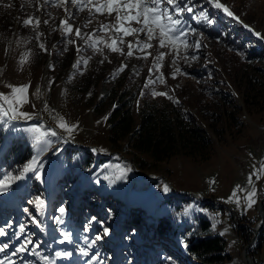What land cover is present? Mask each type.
<instances>
[{
    "label": "rangeland",
    "instance_id": "obj_1",
    "mask_svg": "<svg viewBox=\"0 0 264 264\" xmlns=\"http://www.w3.org/2000/svg\"><path fill=\"white\" fill-rule=\"evenodd\" d=\"M221 2L243 23L208 0H192L197 16L202 9L214 21L209 24L184 14L185 27L202 34L188 37L190 43L200 41L199 49L186 53L198 59L173 63L174 54H168L157 70L155 57L169 49H160L156 40L146 50L151 53L147 59L138 58L143 54L135 50L132 57L126 56L128 42L135 43L131 36L124 38L125 55L103 45L101 54L86 48L82 40L67 43L60 27L66 16L62 8L44 0H3L0 93H10L7 85H30L28 103L20 110L33 114L30 120L0 123V180L24 176L0 192V226L8 233L0 236V243H8L7 251L13 253L26 238L33 241L28 251L13 255L18 264H249L243 250L254 234L252 227L262 219L259 205L264 198V177H253L257 202L247 209L243 199L246 190H251L248 176L253 166L259 168L264 162V0ZM69 7L74 16L69 21L71 39H76L77 27L92 33L101 23L110 22L105 16L90 17L87 10ZM29 16L40 19L38 30L24 26ZM37 31L43 33L39 40ZM97 35L107 39L111 33ZM40 43L47 51L40 49ZM26 53L28 61L21 66ZM81 59L87 64L75 67ZM176 68L186 75L177 73L174 79ZM161 73L166 83H156L154 90L171 99L153 96L144 87L150 75L155 79ZM127 86L137 93L133 106L137 122L139 106L146 100L171 101L187 111L211 136L205 150L208 157L181 152L152 162L148 155L138 153L148 160V167L141 169L130 160L132 150L125 142L112 146L108 121L112 100L104 97L107 89L115 92ZM57 117L78 129L69 136L57 127ZM40 124L56 130L58 136L49 137V146L38 154L28 129ZM33 158L39 172L24 173ZM137 170L147 177L139 176ZM164 185L169 191H164ZM238 185L243 189L238 193L240 205L227 203ZM37 198L45 201L43 210L30 202ZM60 207L66 213L63 224H56ZM34 219L40 221L39 227ZM202 220L210 223L207 229L201 227ZM66 230L73 234L72 242L60 243ZM221 233L230 254L222 262H200L185 249L193 236ZM80 248L89 255H81ZM250 250L252 260L264 264V229ZM61 251L73 255L57 256Z\"/></svg>",
    "mask_w": 264,
    "mask_h": 264
},
{
    "label": "snow or ice",
    "instance_id": "obj_2",
    "mask_svg": "<svg viewBox=\"0 0 264 264\" xmlns=\"http://www.w3.org/2000/svg\"><path fill=\"white\" fill-rule=\"evenodd\" d=\"M216 9L222 10L227 16L232 17L233 19L240 21V18L232 12L226 4L222 3L221 0H208ZM0 4H3V0H0ZM44 4H51L53 7L62 8L66 14L65 18L60 21V27L62 29V34L68 38L67 43L76 44V40H82L86 48H91L95 52L103 53V45L110 52L119 53L120 55H125L122 45L124 44L125 37H135V43L128 42L126 53L127 57H132L134 55V50L142 53L140 59H147L151 55L150 52H147V49H151L154 45L151 41L156 40L157 45L160 49L167 48L169 49L168 53L160 52L156 57L153 64V68L159 70L162 66V61L165 58V55L174 54L173 63L176 60L182 59L186 63H191L192 61L198 59L195 55L189 57L186 55L189 49H199L201 47L200 41L196 40L189 42V36L202 35L197 33L195 29L185 27V22L183 20L184 14L188 13L193 15L194 19L198 21H206L209 24L214 23L210 19L207 13L204 10L199 11L197 16V7L192 3V0H44ZM74 7L77 11L83 12L87 10L90 17H94L99 14L110 18L109 23H101L99 28L92 33L82 32L79 27L75 28V38L71 39L73 35V25L69 23L70 20L74 18L71 8ZM43 6V5H41ZM4 7H12L11 4H5ZM91 19L88 20L90 24ZM40 19L35 16H29L23 21L24 26H32L33 30L36 31L40 27ZM45 24L48 23L47 20L44 21ZM138 25L134 27L133 25ZM246 28L249 25H244ZM251 30V29H250ZM254 31V30H252ZM97 32L111 33V35L105 39L103 36H98ZM257 36H261V33L256 32ZM43 33L37 31L36 39L39 40L40 36ZM141 35L146 37L145 40L139 39ZM264 38V37H262ZM40 49L47 51V48L44 43L39 44ZM77 52L81 51V47L76 45ZM30 54L26 53L20 61L21 66L28 61ZM103 61H101L102 63ZM81 64L86 65L87 60L81 59L76 62L75 67L79 68ZM122 66L120 71H123ZM150 73L152 69L149 70ZM181 73L179 68H176L173 73V78H176V74ZM156 83H166L163 74L156 76L155 79L150 75L147 79L144 87L151 90L153 96H166L171 99L165 92H157L154 90V85ZM10 88V93H0V123H4L6 120H17L25 119L30 120L33 118V114L21 111L20 109L24 104L28 103L27 90L30 85L22 86H13L7 85ZM39 94V90H37ZM178 103V101H176ZM47 111V107H45ZM57 127L69 136L78 129V125H70L63 117H57ZM107 117H105V120ZM29 132L33 134V144L37 149L38 154L47 149L50 144L49 137H57L58 132L54 129L48 128L42 124L37 125L33 128L28 129ZM24 173L28 172H39L38 162L36 158H33L32 161L23 169ZM253 177L256 180H260L264 177V162H261L259 168L253 166V171L248 176V184L251 186V190H246L247 194L243 197L245 200V206L247 209H251L257 202V190L254 184ZM23 175L10 176L5 180H0V192L6 191L11 186V181L23 179ZM37 178H40L39 175ZM215 183V181H212ZM241 186H237L234 190L231 197H229L227 203H235L240 205L241 198L238 193L242 191ZM164 191H169L167 185H164ZM37 209L43 210L45 201L42 198H37L34 201ZM60 216L55 218L56 224H63V215L66 213L64 207L59 208ZM37 226H40V221L33 220ZM20 231L23 232V226L20 228ZM8 233L0 228V236H6ZM223 235V233H221ZM63 239L60 243H71L73 239V234L70 231H64L62 233ZM100 239V237H97ZM94 243V242H93ZM33 244V241L30 238H26L20 245L13 251L12 255L28 251V245ZM10 245L8 243H0V253H6ZM35 247L38 249L40 244H35ZM187 247V245H185ZM79 252L83 256H88L89 252L85 248H80ZM57 256L70 258L73 253L71 251H61L56 253ZM98 259V258H97ZM0 264H15V261L9 260L7 257L5 260H0ZM51 264V261H49Z\"/></svg>",
    "mask_w": 264,
    "mask_h": 264
},
{
    "label": "trees",
    "instance_id": "obj_3",
    "mask_svg": "<svg viewBox=\"0 0 264 264\" xmlns=\"http://www.w3.org/2000/svg\"><path fill=\"white\" fill-rule=\"evenodd\" d=\"M135 94L136 91L128 86L115 92L106 91L104 98L112 100L108 115L112 146L118 147L120 142H125L132 150L130 160L141 169L148 167V160L138 157V153L148 155L152 162L164 161L181 152L208 157L205 150L211 144V136L200 123L192 120L187 111L171 101L146 100L139 106L137 122L133 113ZM202 221L201 227L207 229L210 223ZM250 237L249 233L247 238ZM226 242V238L219 234L193 236L187 240L185 249L200 262H222L230 258L225 251ZM250 253L254 257L252 250Z\"/></svg>",
    "mask_w": 264,
    "mask_h": 264
},
{
    "label": "water",
    "instance_id": "obj_4",
    "mask_svg": "<svg viewBox=\"0 0 264 264\" xmlns=\"http://www.w3.org/2000/svg\"><path fill=\"white\" fill-rule=\"evenodd\" d=\"M259 208H260V213L262 214V219L261 221L259 222L257 228L254 230L253 227V235L251 237V239L248 241V243L245 245L244 247V250H243V254H244V257L246 259V261L249 263V264H256L253 260H252V257L250 255V247L251 245L253 244V242L257 239V235L259 233V231H262L264 229V198L263 200L260 202V205H259Z\"/></svg>",
    "mask_w": 264,
    "mask_h": 264
},
{
    "label": "bare ground",
    "instance_id": "obj_5",
    "mask_svg": "<svg viewBox=\"0 0 264 264\" xmlns=\"http://www.w3.org/2000/svg\"><path fill=\"white\" fill-rule=\"evenodd\" d=\"M223 3V2H222ZM255 31V30H254ZM255 32H258V31H255ZM261 37H263V36H261ZM262 40H264V38H262ZM69 137H66V138H64V139H68ZM70 141V138L68 139V141L67 142H69ZM73 144V143H72ZM137 172H139L138 173V175L139 176H141L142 178H145V177H147L146 175H144L140 170H138ZM258 226V225H257ZM257 226L256 227H254L253 229L255 230L256 228H257ZM260 232L261 231H259V233H258V235H257V238L259 237V235H260ZM256 241V240H255ZM254 241V242H255ZM254 242H253V244H254ZM252 246V245H251Z\"/></svg>",
    "mask_w": 264,
    "mask_h": 264
}]
</instances>
